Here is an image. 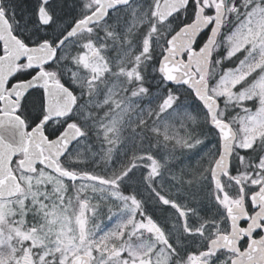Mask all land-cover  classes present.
Here are the masks:
<instances>
[{
  "label": "snow or ice",
  "instance_id": "6c2138e0",
  "mask_svg": "<svg viewBox=\"0 0 264 264\" xmlns=\"http://www.w3.org/2000/svg\"><path fill=\"white\" fill-rule=\"evenodd\" d=\"M0 264H264V0H0Z\"/></svg>",
  "mask_w": 264,
  "mask_h": 264
}]
</instances>
